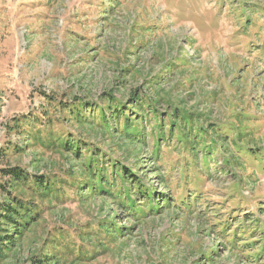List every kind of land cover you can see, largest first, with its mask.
Wrapping results in <instances>:
<instances>
[{"label": "rangeland", "instance_id": "1", "mask_svg": "<svg viewBox=\"0 0 264 264\" xmlns=\"http://www.w3.org/2000/svg\"><path fill=\"white\" fill-rule=\"evenodd\" d=\"M119 103L145 145L117 142L125 119L80 125L65 108ZM97 147L160 198L128 217L82 195ZM16 166L51 193L9 182L2 169ZM0 182V201L9 192L41 212L0 264H264V0H0Z\"/></svg>", "mask_w": 264, "mask_h": 264}, {"label": "trees", "instance_id": "2", "mask_svg": "<svg viewBox=\"0 0 264 264\" xmlns=\"http://www.w3.org/2000/svg\"><path fill=\"white\" fill-rule=\"evenodd\" d=\"M83 105L84 107L81 106L78 109L75 108V110H72L71 106H65V108H69V111L75 115V119L80 125H85L88 119L89 122L94 123L98 120L95 127L106 128L109 126L108 116L112 115L117 121L125 119L123 123H117V125L119 124L124 127V129H120V126L118 125L119 127L116 128L118 129L117 131H120L121 133V136L117 139L118 143H121V141L124 140L128 142L132 148L140 145L143 146L147 143L146 133L143 130L144 128L139 130V126L133 125L130 113L133 112V120H139L138 113H134V110L129 106L119 103L114 106H109L108 108L104 105H98L95 109H92L87 106V104ZM84 109H87L88 113H90L89 116L82 114V110ZM94 110L96 113H94ZM175 110L173 115L174 117L180 114L177 112V109ZM156 119H160L161 123L156 124L158 127L155 129L158 131L159 138H162L165 134L162 124L163 118L158 116ZM140 123L143 126V122L141 120ZM170 130L173 132H175V130H179L178 124L173 120L170 124ZM177 135H183V138L178 140L179 142H183L182 147L184 148L182 151H190V154L195 153V155H197L198 148H196L197 140L195 137L190 136L187 131L177 132ZM159 141L160 139L157 140V143ZM160 145L161 143L157 144L159 147ZM157 146L156 148H158ZM62 147L68 151H72V153L80 160L85 159L82 149L86 150V147L80 145L79 140L66 139L64 140ZM87 151V159L86 161H83L80 166L82 167L80 170L84 171L85 176L87 177L84 178L78 188V191L81 192L82 195H85V197H98L106 201H110L112 204L121 208L123 212L127 213L128 217L132 215L135 216L137 213H142V209L147 207L150 201L156 197L157 192L152 190L151 187H147L143 183V180L140 179V176L133 172L131 168L122 164L123 162L120 159L111 157L110 153L100 147L95 149L89 148ZM208 153L212 154L211 151ZM2 174L4 177H8L9 182L13 184L31 181L33 183V191H45L47 196V192L51 193L52 191L51 187L48 185V180L45 179L44 176L37 174L30 176L26 170H23L19 166L2 169ZM0 186L5 191L9 189L1 182ZM41 188H44V190ZM6 195L7 198L0 201V260H4L8 257V255L14 253V251H16V253L17 251H21L24 247V239L27 232L30 231L31 228L41 219V212L36 210L37 204L34 202H27L23 198L14 196L9 192H6ZM140 199L142 202H140ZM163 207L164 205L161 204V207L152 208L151 211L160 213ZM119 222L120 221H118V223ZM109 223L111 222L104 221L101 224V229H106V233H116L118 230L109 232L110 229H113L116 225L114 224L113 226V223ZM121 228L122 227L120 226L119 229L122 230ZM54 258L55 256L50 255L46 256V259L35 258L34 264H51V261Z\"/></svg>", "mask_w": 264, "mask_h": 264}]
</instances>
